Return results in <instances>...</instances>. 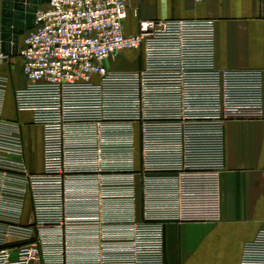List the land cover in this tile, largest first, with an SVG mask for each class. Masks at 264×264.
Wrapping results in <instances>:
<instances>
[{
	"label": "built area",
	"instance_id": "1",
	"mask_svg": "<svg viewBox=\"0 0 264 264\" xmlns=\"http://www.w3.org/2000/svg\"><path fill=\"white\" fill-rule=\"evenodd\" d=\"M128 2L49 0L15 55L0 22V64L20 60L14 104L42 152L30 172L21 126L0 116V264H163L180 176L223 169L226 123L263 116L261 70L216 67L213 20H140L125 34ZM132 51L131 69L108 65ZM238 264H264V225Z\"/></svg>",
	"mask_w": 264,
	"mask_h": 264
},
{
	"label": "crops",
	"instance_id": "2",
	"mask_svg": "<svg viewBox=\"0 0 264 264\" xmlns=\"http://www.w3.org/2000/svg\"><path fill=\"white\" fill-rule=\"evenodd\" d=\"M180 18L213 20L216 67L261 70L263 116L226 123L223 169L180 176V218L163 224V264H238L242 244L264 225V0H129L123 32L136 33L140 20ZM14 58L20 75L15 87L10 63L0 64V74L8 76L0 116L21 126L23 141V124L2 112L6 90L17 111L13 91L25 82L20 60ZM37 130L40 166L27 167L30 172L42 169Z\"/></svg>",
	"mask_w": 264,
	"mask_h": 264
},
{
	"label": "rangeland",
	"instance_id": "3",
	"mask_svg": "<svg viewBox=\"0 0 264 264\" xmlns=\"http://www.w3.org/2000/svg\"><path fill=\"white\" fill-rule=\"evenodd\" d=\"M137 55L135 52H127L122 59H111L108 62V65L115 70L120 69H131L136 65ZM9 74L11 78V83L16 86V83H19L20 75L18 72L16 59H12L10 61ZM8 88V87H7ZM6 94L4 97V102L6 103L5 107L2 108V112L5 117L9 115L16 116L21 124L22 133H23V145H24V160L27 167H33L36 170L37 167L40 166V154H39V146L37 144V136H38V126L32 123L31 117L25 111H15L11 104V97L9 95V91L6 90ZM30 148H32V154L30 155ZM24 219L25 221L30 216V206L28 203L24 205L23 208Z\"/></svg>",
	"mask_w": 264,
	"mask_h": 264
},
{
	"label": "water",
	"instance_id": "4",
	"mask_svg": "<svg viewBox=\"0 0 264 264\" xmlns=\"http://www.w3.org/2000/svg\"><path fill=\"white\" fill-rule=\"evenodd\" d=\"M49 0H2L1 51L6 55L17 53L19 36L35 26L38 6Z\"/></svg>",
	"mask_w": 264,
	"mask_h": 264
}]
</instances>
